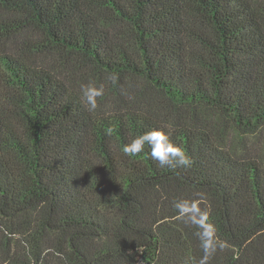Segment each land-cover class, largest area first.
Masks as SVG:
<instances>
[{"label": "trees", "instance_id": "trees-1", "mask_svg": "<svg viewBox=\"0 0 264 264\" xmlns=\"http://www.w3.org/2000/svg\"><path fill=\"white\" fill-rule=\"evenodd\" d=\"M181 200L264 264V0H0V264H200Z\"/></svg>", "mask_w": 264, "mask_h": 264}, {"label": "clouds", "instance_id": "clouds-1", "mask_svg": "<svg viewBox=\"0 0 264 264\" xmlns=\"http://www.w3.org/2000/svg\"><path fill=\"white\" fill-rule=\"evenodd\" d=\"M115 81V77H113ZM82 101L85 103L88 111H94L98 106V98L104 95V88L88 84L82 86ZM165 127H160L151 131L138 135L131 143L126 144L122 151L128 156H136L144 151L145 146L151 149L150 155L153 160L159 162L160 165H172L180 167H191L194 160L179 143L173 142L171 139L172 132ZM110 131V130H109ZM181 217H187L188 220L201 229L197 233L200 239V245L203 249L204 256L200 260V264H207L209 256L217 250H223L226 246L215 236V230L207 223L208 214L201 210L197 201L181 200L174 204Z\"/></svg>", "mask_w": 264, "mask_h": 264}]
</instances>
